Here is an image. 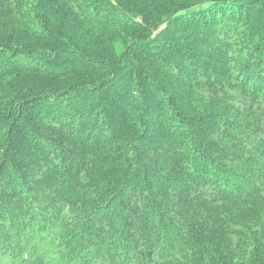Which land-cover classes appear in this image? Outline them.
Here are the masks:
<instances>
[{
  "label": "trees",
  "instance_id": "1",
  "mask_svg": "<svg viewBox=\"0 0 264 264\" xmlns=\"http://www.w3.org/2000/svg\"><path fill=\"white\" fill-rule=\"evenodd\" d=\"M1 262L264 264V0H0Z\"/></svg>",
  "mask_w": 264,
  "mask_h": 264
}]
</instances>
